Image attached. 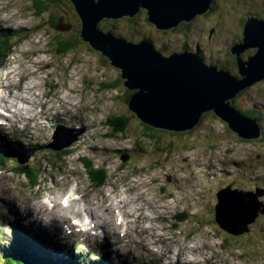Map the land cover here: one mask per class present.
<instances>
[{
	"label": "rangeland",
	"instance_id": "rangeland-1",
	"mask_svg": "<svg viewBox=\"0 0 264 264\" xmlns=\"http://www.w3.org/2000/svg\"><path fill=\"white\" fill-rule=\"evenodd\" d=\"M3 1L5 5L11 9L3 11L0 7L2 18L7 17L15 21V29L25 28L27 30L22 33L21 39L26 40L19 45L18 49L16 48L17 51L14 54L16 56L15 59H20L24 55H29L30 58L26 56L23 59L24 62H21L25 68L30 67L29 63L31 62H40V65L36 67H44L42 76L49 78L48 82H51L49 85L56 84L58 86V83L63 84L59 86L58 89L63 87L64 89L72 90L76 92L73 96L76 97L78 101L82 100V108L77 110L82 124L74 120L70 123L66 121L61 122V125L74 130L71 132L63 131L66 134L65 139H67V141L64 145H60L59 149L63 150L66 148L67 144L73 143L69 148L72 151L71 153H82L85 150V145H87L89 149L96 148L89 154L97 161H101V156L105 157V159L108 157L107 166L109 170V180L112 182H108V185L104 186V195L110 194L112 197L121 196L122 199L124 198L125 200L139 197V200L148 203L150 206L167 207L168 205H172L175 208L170 209L171 218H174V215L184 208H190V219L187 223L183 224V228L175 232L172 228H168L169 226L167 225V231L169 233L167 231L163 232L162 230L157 232L158 238L168 241V244L172 247L171 250L173 254L168 253L159 261L157 257H152L153 261H149V264H179V260L182 263L190 262L192 264H197L195 261L191 262V260L198 256V254H194L196 250H192V248L196 246L216 247L218 251L222 252L223 258L229 259V263L227 264H264V213H259L256 222L253 223L252 226L250 225V232L249 228L246 226L248 217L245 215L240 216V227L245 228L246 232L243 236L237 238L231 237L227 233L221 231L217 226H220L217 218V223L214 221V206L219 204L216 194L221 192V186L236 182L232 180L239 178L238 181H241V190L244 189V191L252 193L258 188H264V145L260 142L247 143L243 141L242 137L232 132L233 130L229 127V124L215 115L213 110L205 111L204 114L206 113L207 118L206 123L197 131L194 132L192 129L190 130L192 133H188L189 131L178 132L165 130L162 134L163 138L158 134L156 137L158 139H153L154 146L148 148L147 155L143 157V164L147 166L143 168V170L149 171L152 168L155 173L161 175L160 185L165 187L164 184H167L169 187L176 190L175 193L169 196V194L163 191V188H160L162 193L160 191L154 194L148 189L144 190V184L139 185L137 183L132 187L134 189L130 191V188H127L128 182L140 176H132L133 174L128 176L124 173L125 170H129V164L124 165L122 168L123 171L116 172L118 168L117 164L121 163V159L116 158V155H118L117 152L131 148V145L130 147L128 146L127 140L121 143L111 141L114 135L111 136L112 127L109 124L116 121V119L129 118V127L131 128L129 134L127 133L129 137L133 138L135 143L140 144L144 149L150 141L142 135L145 128H142L141 119L131 111L129 108L130 102L128 103V99L122 95V90L126 88L124 86L126 79H123L120 75V68L112 66L107 56H101V51L94 49H92L91 55H82L84 51L78 54V52L73 49L66 55H54V47L49 44L50 40L52 41L57 38L59 34H63V36L69 37L70 39L76 37L78 34L79 36L82 34V28L79 26L82 19L71 0L55 1L43 16L37 13V5L39 3H48L47 1L49 0ZM217 1V3L222 6L218 9L216 7L214 10L215 12H211V14L208 15L210 18L204 14V17H202V15L197 16V19L193 21V26L189 31L188 39H186L185 36L183 37L177 34L178 32L176 34L170 32L169 30L171 29L161 30V32H159L155 28H147L144 26V21L141 25L138 21L133 22L135 21L134 18H132V21H129L130 18L128 17L105 20L110 22L109 25L111 27H109V31H112L113 27H118L117 25H119V28L123 27L126 33H128L129 30H133L136 33L135 38L139 40L142 46L145 48L148 47L147 49H152V51L165 58L176 55L170 53L166 57V49L163 48V45L167 47V44H170L169 46L172 47L176 45V48L180 49L184 43H188L194 51L200 48L201 56H198L207 64L216 65L220 69L222 68L227 71H230L232 68V70L237 71L236 67L230 63L232 61L231 59L230 61L227 57L219 56L218 54L228 53L230 50L232 52L234 46L244 42L243 34L245 27L240 26V21L242 17H245V12L264 11V0H233L235 1L234 6L237 10L236 14L234 12H230L229 14L228 8L223 4V1L228 3L229 0ZM209 8L210 6L205 14L209 13V10H211ZM51 12L55 13L60 18L58 25L64 31H59L57 28H55V30L49 28L50 32H48L47 25V29L43 28V30L39 31L40 28L38 29V27L40 25L41 28L44 27L41 23L45 21L44 19L46 17L49 18ZM218 14H221V16H218ZM251 16L254 15H250L249 17ZM249 17L246 15V21L249 20ZM260 17L264 18V14H261ZM216 20H218L217 22H219V24ZM71 23H73V26ZM136 24L138 26L137 29H135L136 27L134 26ZM76 26L78 27V32H75L76 29L75 31L73 30ZM238 34H241L240 38H242V41L237 39ZM146 37H151L154 43H150L145 39ZM82 43L83 45L81 48L86 50V45L89 43L87 41H83ZM192 50H190V52ZM247 50L252 51L255 49L250 48ZM247 50L242 52L244 53L243 56L242 54L240 55L242 56L241 60L243 62L248 61ZM167 51H169V49H167ZM170 51L173 50L170 49ZM94 52H96V54H94ZM11 61L13 62L15 60ZM17 64L18 62L13 64L10 69L20 68L21 74H24L27 82L32 81L37 84V82L33 80L34 78L27 73V70L24 71V69ZM2 67L0 73L7 68V66ZM230 73L234 75L233 71H230ZM36 75L39 76V74H35L34 76ZM234 78L238 79L237 77ZM240 78L242 79L243 76ZM105 82H117L119 83V88L116 90H107V88L103 87ZM247 90V94L240 100V105L239 101L235 104L237 108L243 109L244 105L250 103L251 106L256 105L264 114V79L249 85ZM137 93H139V90ZM66 94L69 95L65 92V95ZM84 94H88L94 101H97L98 105L95 104L94 107H89V103L85 101L86 96ZM69 98L72 97L69 96ZM69 102H72L75 108H77L76 101L70 99ZM98 133H101L100 135H108H106L104 141L97 138L96 141L92 143L85 142L90 141L91 138H96L99 135ZM118 136H116V138ZM123 138L129 140L126 136H123ZM115 140L118 141L117 139ZM159 140H163L164 144L160 143ZM102 143H105L108 151L102 148ZM123 143L125 145H123ZM162 145L164 148L165 145H170L169 149L165 148L167 155H164ZM35 146H37L35 142L29 139L25 141V147H21L24 150H28L27 147L32 149L35 148ZM6 150L26 154L22 149L7 147ZM231 151H233V153H231ZM71 155L73 154L69 156ZM161 155H163L162 159L157 160L161 158ZM166 157L168 160H166ZM234 160L237 162L246 160L248 163L241 165L234 162L230 163ZM224 163L226 164L225 167ZM212 167L213 172L211 171ZM39 168L42 170L44 167L40 166ZM69 170L72 171V169ZM78 170L79 172L82 171L80 167H78ZM217 170L226 175L228 173H232L233 175L225 176ZM237 170H239V172ZM155 173H151L152 178L148 177V174H146L145 178L141 177L144 179L145 183H150L147 179L149 178L156 184L158 180H154ZM13 183L14 181L11 180L9 176L5 177L0 183L3 186L1 190L4 191L8 186L13 187ZM81 190L83 191L82 186L71 184L69 188H65V192L62 191L63 194L61 195L75 193V196H80ZM127 190L132 194H129ZM9 193L10 191H5V196H8ZM262 198L263 196H261V199ZM80 201L83 202V199H80ZM257 201L259 203L262 202L259 199H257ZM140 211L141 209H138L133 213H140ZM100 213L101 212L98 211L96 217H98ZM225 218L223 219L225 220ZM219 219L222 220L221 218ZM252 237L256 238L251 241ZM245 238L251 241L247 245L242 243V240ZM227 240H229L230 244H222V242H226ZM239 242L241 245H239ZM252 242L254 245H252ZM224 248L228 250L226 251ZM228 251L229 253H226ZM177 253H180L181 256L178 257Z\"/></svg>",
	"mask_w": 264,
	"mask_h": 264
},
{
	"label": "water",
	"instance_id": "water-1",
	"mask_svg": "<svg viewBox=\"0 0 264 264\" xmlns=\"http://www.w3.org/2000/svg\"><path fill=\"white\" fill-rule=\"evenodd\" d=\"M71 1L82 19L84 40L102 51L109 62H113L111 65L122 70L123 79H127L126 87L139 90L129 108L143 122L166 130L185 131L197 125L205 111L213 110L242 138L260 136L257 126L231 109L227 101L234 99L240 90L264 79V21L249 19L245 24L244 42L232 48V53L238 57L245 49L257 48V53L247 62L240 58L239 72L243 78L238 80L208 69L198 55L197 58L175 54L165 58L140 43L117 38L111 31L98 30V24L105 19L134 18L142 11L158 29H173L207 13L212 0ZM217 198V221L221 229L232 236L240 237L246 232L240 227V216L248 217L246 226L249 227L256 222L259 213H264L263 204L250 192L222 191Z\"/></svg>",
	"mask_w": 264,
	"mask_h": 264
},
{
	"label": "trees",
	"instance_id": "trees-1",
	"mask_svg": "<svg viewBox=\"0 0 264 264\" xmlns=\"http://www.w3.org/2000/svg\"><path fill=\"white\" fill-rule=\"evenodd\" d=\"M55 1H57V0H49V1H47L48 3H43V4H41V3H39L38 5H37V13L39 14V15H41V16H43V14L44 13H47V10H48V8H50L51 7V5H52V3H54ZM218 1L217 0H213L212 2H211V10L209 11V13L208 14H204L205 16H208V15H210L211 14V12H215L214 10L216 9V7H217V9L220 7V6H222L221 4H219V3H217ZM222 2V1H221ZM234 2L235 1H233V0H229V2L227 3V2H224L223 1V4L228 8V10H229V14H230V12H234L235 14L237 13V10H236V8H235V6H234ZM35 5V4H34ZM216 14V13H215ZM245 14V17H242V19H241V21H240V26L241 27H245V24H246V15H248V17L250 16V15H254V16H257V15H261L262 14V12H249V13H244ZM256 14V15H255ZM204 15H202V17H204ZM217 15V14H216ZM218 16H221V14H218ZM209 18H210V16H208ZM129 18V17H128ZM143 19V20H142ZM197 19V18H196ZM199 19V18H198ZM222 19V18H221ZM45 21L43 22V23H41V24H43V26L44 27H42L41 28V25L39 26L40 27V29L41 30H43V28H46V25L48 26V32H50V29L49 28H51V29H54L55 30V28H57L58 29V24H59V22H60V18L55 14V13H53V12H51V15L49 16V18H45L44 19ZM133 19L132 18H130L129 19V21H132ZM134 20L135 21H133V22H139V24L141 25L142 24V22L144 21V26H146L147 28H149V27H152L153 29L155 28V29H157L159 32H161V30L160 29H158L154 24H152L151 22H150V20H149V17H148V15H147V13L145 12V11H143V12H140L138 15H136L135 17H134ZM218 20H216V22H217ZM109 21L108 20H104V21H102V22H100L99 24H98V30L99 31H101V32H103V33H107L109 30V27H111L110 25H109ZM215 23V22H214ZM218 24H219V22H217ZM72 24V26H73V23H71ZM105 24V25H104ZM70 25V24H69ZM79 26H81V28H82V30H83V24H82V22H81V24H79ZM118 27H113L112 28V34L115 36V37H117V38H123L124 40H126V41H133V42H135V43H139V40L138 39H136L135 38V36H136V33H135V31H133V30H129V32L128 33H126L125 32V30H123V27H121V28H119V25H117ZM136 28L135 29H137L138 28V26H137V24L136 25H134ZM192 26H193V22H191V23H181V24H179L176 28H173V29H171V30H169L170 32H174L175 34L177 33V34H180L181 36H185V38L186 39H188L189 38V31L191 30V28H192ZM47 29V28H46ZM75 29H76V31H75ZM75 32H78V27L76 26L74 29H73ZM65 34V33H64ZM241 37V34H238L237 35V39H240L241 41H242V38H240ZM69 37H65V36H63V34H59L58 35V37L57 38H55V39H53L52 41L50 40V42H49V44L50 45H52V47H54L53 49H54V52H55V55L56 56H58V55H66L67 53H69V52H71L70 50H76L77 52H78V54H81L80 52L81 51H84V54H82V55H86V54H88V55H91L90 53H92V49H94V50H98V48H96V47H94L93 45H91L90 44V42H88L89 44L88 45H86V48L88 49V51H86V50H84L83 48H81L82 47V45H83V41L84 42H86L85 40H84V38H83V35L81 36H79V34L76 36V37H73V38H69ZM145 39H147V40H149L151 43H154V40L151 38V37H146ZM54 45V46H53ZM168 45V47H167V49H169V51H165V56L167 57L170 53H172V51H170V49H173L172 48V46H169L170 44H167ZM9 49V45H5L4 43H2V42H0V55L1 54H5V53H7V50ZM98 51H100V50H98ZM161 51H163V50H161ZM229 51V50H228ZM161 53H163V52H161ZM200 53V52H199ZM257 53V50H247V54H248V56H247V58L249 59V56H253L254 54H256ZM94 54H96L95 52H94ZM173 54V53H172ZM242 54V56H243V54L244 53H241ZM219 56H225V57H227V59L228 60H230L231 62V64L232 65H234L235 67H236V69H237V71H234V70H230V71H233V74L234 75H236V77L238 78V80H239V78H240V76H239V60H240V58L242 57V56H240V57H238L236 54H233L232 52H231V50L227 53H222V54H218ZM101 56H104V54H103V52L101 51ZM224 58V57H223ZM106 59V58H105ZM111 62L112 61H110V64H111ZM113 63V62H112ZM222 69V68H221ZM123 78V77H122ZM119 83H117V82H105L104 83V86L103 87H105V88H107V90H116V89H118L119 88ZM247 91L248 90H243V91H240L236 96H235V98L234 99H232V105H234V106H236L235 104H237L238 103V101H239V105H240V100L242 99V97L244 96V95H246L247 94ZM134 92H127V96H126V98L128 99L127 101H128V103L130 102V100L133 98V96H134ZM243 109L245 110V115H247V116H249V117H252V118H254V119H256V120H258L259 121V123L261 124V129H262V132H263V134H264V114L262 113V112H260V110L258 109V108H254V109H249V108H246V107H243ZM140 120V119H139ZM206 120H207V118H206V113L205 114H203L202 116H201V118H200V120H199V122H198V124L197 125H195L194 127H192V128H187L185 131H189L188 133H192L190 130H192V131H197L201 126H203L205 123H206ZM140 122H141V125H143V127L142 128H145L143 131V133H142V135L146 138V139H148V140H150V141H153V139H155L157 136H158V134H159V136H161V138H163V133H164V131L166 130V129H163V128H158V127H156L155 125H153V124H150V123H147V122H142V120H140ZM109 125H111V127H112V132H111V135H114V137H116V136H118V137H123V136H129L128 134H129V132H130V127H129V125H130V123H129V118H123V119H116V121H114V122H112L111 124H109ZM167 131V130H166ZM181 131H184V130H179L178 132H181ZM184 131V132H185ZM193 132V133H194ZM128 133V134H127ZM117 137V138H118ZM160 141V140H159ZM261 141H264V137L262 138V140ZM160 143H163V140L162 141H160ZM164 144V143H163ZM170 146V145H169ZM214 149H215V147H214ZM23 168V167H22ZM23 172L27 175V176H29V177H31V179L32 180H34V175H36V172H35V170L34 169H29L28 171H25L24 169H23ZM93 176L95 177V178H98L99 176L97 175V174H93ZM189 212H190V210L189 209H186V210H184L182 213H180V214H178L177 216H176V219H178L177 220V222H178V224H182V223H185L186 221H188L189 219H190V214H189ZM214 213H215V206H214ZM176 226V225H175ZM252 226V225H251ZM251 226H249L248 228H249V232H250V228H251ZM177 227V226H176ZM256 237H252L251 238V241L253 240V239H255ZM251 241H249V240H247L246 238L244 239V240H242V243L244 244V245H247L248 243H250ZM257 242V241H256ZM253 243V242H252ZM252 245H254V243L252 244ZM251 247V246H250ZM50 258L48 257V256H46V257H44V256H42V255H39L38 257H36L35 259H31V258H29L28 256H25V257H16V260H11V261H9L7 264H48L47 263V261L49 260ZM51 261V260H50ZM77 259L76 258H73L72 260H69V261H65V262H63L62 261V263L61 264H77ZM49 264H54V261H51Z\"/></svg>",
	"mask_w": 264,
	"mask_h": 264
},
{
	"label": "bare ground",
	"instance_id": "bare-ground-1",
	"mask_svg": "<svg viewBox=\"0 0 264 264\" xmlns=\"http://www.w3.org/2000/svg\"><path fill=\"white\" fill-rule=\"evenodd\" d=\"M7 20V22L8 23H11L12 22V20L11 19H6ZM194 20H196V17H194V19H192L190 22H183V23H191V22H193ZM246 23H247V21H245ZM105 25V24H104ZM116 29V28H115ZM255 50H257V48H254ZM86 51H87V49H86ZM196 52H201V50H200V48H198V49H196L195 50ZM33 53V52H32ZM46 53H49V52H46ZM53 53V52H52ZM55 53V52H54ZM96 53V52H95ZM55 55V54H54ZM255 55V54H254ZM253 55V56H254ZM28 57L30 58V56L28 55ZM38 65H40V62H38V61H36V62H31L30 63V66H31V69L33 70V74L35 75V74H39V76H34L33 78V80H35L36 82H37V84L36 83H34V82H32L31 81V85H32V87H33V89H36L37 90V93L40 91V89L47 83V81L49 80V78L48 77H46V76H42V70L44 69V67L43 68H38V67H36V66H38ZM204 65L208 68V69H210V70H213V71H215V72H218V73H222V74H227V75H230V76H234V77H236L235 75H232L231 73H230V71H227V70H225V69H220L218 66H216V65H209V64H207L206 62H204ZM113 66V65H112ZM18 70H16V72H17ZM119 71H120V75L122 76V70L121 69H119ZM239 72V71H238ZM239 76L240 77H242V75L240 74V72H239ZM13 77L12 76H10L9 77V79L11 80ZM239 80H242L241 78H239ZM126 82H127V79H126ZM256 83V82H255ZM9 84L11 85V84H13V80H11V81H9ZM124 86H125V84H124ZM126 87V86H125ZM248 87V86H247ZM247 87L246 88H244V89H242V90H240V91H243V90H247ZM59 88V87H58ZM127 93V92H134L135 94L137 93V91L138 90H136V89H129L128 87H126L124 90H122V95H123V97H125L126 98V95H125V92ZM13 93H15V91L13 92ZM3 93L2 92H0V95H2ZM38 94H41V92H39ZM134 94V95H135ZM131 101V100H130ZM227 104H229V106H230V108L231 109H233L234 111H236L238 114H240L242 117H244L245 119H247V120H249V121H251L252 123H254L255 125H256V121L258 122V125H260L261 126V124L259 123V121L258 120H256V119H254V118H252V117H249V116H247V115H245V110L244 109H239V108H237V106H234V105H232V100H229V101H227ZM260 108V107H259ZM214 112V111H213ZM260 112H261V110H260ZM204 114V113H203ZM202 114V115H203ZM214 114L215 115H217L215 112H214ZM218 116V115H217ZM99 118V117H98ZM257 125V126H258ZM232 132H234V131H232ZM167 133V132H166ZM235 133V132H234ZM173 135V134H172ZM179 135V134H178ZM113 136V135H112ZM263 136H264V134L262 133V136L260 137H258L257 139H245V138H242L243 139V141H246L247 143L248 142H257V143H262L263 145H264V141H261L262 140V138H263ZM27 139H28V137H27ZM156 140L158 139V138H155ZM171 149V148H170ZM231 153H233V151H231ZM61 158H62V160L63 161H65L64 160V157L62 156V155H59ZM170 160V159H169ZM236 163V164H246V163H248V161H246V160H244L243 162H237V161H231L230 163ZM71 163H73V162H71ZM225 163H224V167H225ZM241 170V169H240ZM238 172H239V170H237ZM73 172H75V173H78L79 175H81V173L78 171H73ZM228 176H232L233 174L232 173H228L227 174ZM238 179L239 178H235V179H233L232 181H236L237 182V184L238 185H240V182L238 181ZM221 190L222 191H237V192H245V191H242V190H240V189H236L234 186H232V183H229V184H227V185H225V186H221ZM264 191L263 190H257L256 192H253L252 194L254 195V196H256V198L257 199H259V197L260 196H262V193H263ZM161 193H162V191H161ZM169 207H171V208H175L174 206H169ZM160 208H162V209H164V210H166V211H168V212H170V208H168V207H161L160 206ZM228 208V207H227ZM230 209V208H229ZM231 210V209H230ZM12 215L14 216L13 218H12V220H11V222H13L14 224H17V220H20V214H18L17 213V210L16 209H14L13 211H12ZM156 215H157V217L159 218V213H158V211H156ZM170 216H171V214H170ZM144 217V213L143 212H140L139 213V219L140 218H143ZM154 219H156V220H153L152 219V221H151V223H152V225H155L156 224V222H157V218H154ZM167 223H169V222H167ZM11 227H13V226H9L8 228L6 227V229H8V232L9 233H11L12 231V228ZM13 234H14V232H13ZM206 248V247H205Z\"/></svg>",
	"mask_w": 264,
	"mask_h": 264
},
{
	"label": "flooded vegetation",
	"instance_id": "flooded-vegetation-1",
	"mask_svg": "<svg viewBox=\"0 0 264 264\" xmlns=\"http://www.w3.org/2000/svg\"><path fill=\"white\" fill-rule=\"evenodd\" d=\"M143 12V11H142ZM125 92V91H124ZM125 95L127 96V93L125 92ZM232 186H234L236 189H240L241 190V188H240V185H238L237 184V182H232ZM257 190H263L264 191V188H258ZM256 190V191H257ZM242 191H244V189L242 190ZM256 191H253V192H256ZM252 192V191H251ZM252 192V193H253ZM262 196H263V198L261 199V196L259 197V200H261L262 202H264V192L262 193Z\"/></svg>",
	"mask_w": 264,
	"mask_h": 264
},
{
	"label": "snow or ice",
	"instance_id": "snow-or-ice-1",
	"mask_svg": "<svg viewBox=\"0 0 264 264\" xmlns=\"http://www.w3.org/2000/svg\"><path fill=\"white\" fill-rule=\"evenodd\" d=\"M65 203H67V200H65Z\"/></svg>",
	"mask_w": 264,
	"mask_h": 264
}]
</instances>
